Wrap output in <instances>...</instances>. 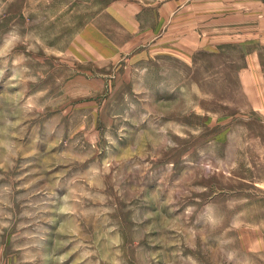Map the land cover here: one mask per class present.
Segmentation results:
<instances>
[{
  "label": "rangeland",
  "instance_id": "obj_1",
  "mask_svg": "<svg viewBox=\"0 0 264 264\" xmlns=\"http://www.w3.org/2000/svg\"><path fill=\"white\" fill-rule=\"evenodd\" d=\"M112 2L0 0V264H264L245 55L138 50Z\"/></svg>",
  "mask_w": 264,
  "mask_h": 264
},
{
  "label": "crops",
  "instance_id": "obj_2",
  "mask_svg": "<svg viewBox=\"0 0 264 264\" xmlns=\"http://www.w3.org/2000/svg\"><path fill=\"white\" fill-rule=\"evenodd\" d=\"M103 15L140 37L138 50L159 46L191 53L237 46L245 55L239 83L264 123V0H113Z\"/></svg>",
  "mask_w": 264,
  "mask_h": 264
}]
</instances>
